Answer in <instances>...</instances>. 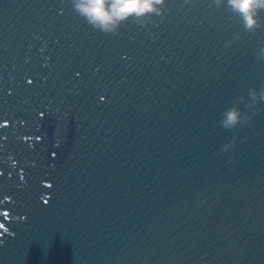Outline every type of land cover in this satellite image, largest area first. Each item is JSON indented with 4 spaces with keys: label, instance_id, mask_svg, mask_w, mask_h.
Returning a JSON list of instances; mask_svg holds the SVG:
<instances>
[{
    "label": "water",
    "instance_id": "95a60500",
    "mask_svg": "<svg viewBox=\"0 0 264 264\" xmlns=\"http://www.w3.org/2000/svg\"><path fill=\"white\" fill-rule=\"evenodd\" d=\"M167 4L111 35L0 0V264H264V103L220 126L264 87V29Z\"/></svg>",
    "mask_w": 264,
    "mask_h": 264
},
{
    "label": "clouds",
    "instance_id": "9594fccd",
    "mask_svg": "<svg viewBox=\"0 0 264 264\" xmlns=\"http://www.w3.org/2000/svg\"><path fill=\"white\" fill-rule=\"evenodd\" d=\"M192 3L193 0H186ZM217 9L226 8L231 13V19L238 22L248 33H256L264 29V0H212ZM74 11L83 18L92 28L105 34L117 35L122 26L132 22L140 27L147 28L155 24L153 17L166 20L165 12L168 8L167 0H72ZM241 36L237 33L225 47H231ZM257 60L264 62V45L257 53ZM264 103V87L259 90L250 88L247 96L233 100L221 116L220 126L227 131H235L241 126H248L254 117L259 114L258 105ZM247 111L242 110V107ZM236 147V140L224 145L220 154L228 153ZM235 157H231L229 163Z\"/></svg>",
    "mask_w": 264,
    "mask_h": 264
},
{
    "label": "snow or ice",
    "instance_id": "6c2138e0",
    "mask_svg": "<svg viewBox=\"0 0 264 264\" xmlns=\"http://www.w3.org/2000/svg\"><path fill=\"white\" fill-rule=\"evenodd\" d=\"M45 203H47V201H45Z\"/></svg>",
    "mask_w": 264,
    "mask_h": 264
}]
</instances>
